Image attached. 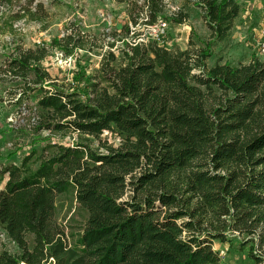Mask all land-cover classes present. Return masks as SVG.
<instances>
[{
    "label": "trees",
    "instance_id": "obj_1",
    "mask_svg": "<svg viewBox=\"0 0 264 264\" xmlns=\"http://www.w3.org/2000/svg\"><path fill=\"white\" fill-rule=\"evenodd\" d=\"M17 1L0 0V13ZM116 1L126 4L125 21L107 34L110 48L121 42L120 54L106 50L84 88L38 68L41 48L16 47L1 69L28 89L32 72L31 82L40 85L36 131L69 128L96 138L112 131L120 142H99L102 151L56 145L36 168L32 150L19 165L0 170L7 177L0 226L19 248L0 250V264L50 258L54 264H222L212 243L231 235L243 236L254 264H264V61L252 56L244 64L206 66L212 41L228 35L240 5L185 0L200 8L210 31L192 51L170 50L161 34L147 32L158 23H182L187 12L168 13L166 0ZM11 14L35 18L45 11L37 2ZM85 36L77 31L49 46L64 55L71 47L91 49ZM70 190L85 215L81 232L71 236L57 223L55 205Z\"/></svg>",
    "mask_w": 264,
    "mask_h": 264
},
{
    "label": "rangeland",
    "instance_id": "obj_2",
    "mask_svg": "<svg viewBox=\"0 0 264 264\" xmlns=\"http://www.w3.org/2000/svg\"><path fill=\"white\" fill-rule=\"evenodd\" d=\"M18 0L15 5L3 7L0 13V170L8 164H20L21 159L30 154L33 168L38 165L39 156L55 151L56 145L87 144L98 149L99 142L116 146L120 136L116 132L104 131L99 137L84 135L72 129L36 131L34 120L41 109L37 100L41 96L40 85L34 86L32 72L28 73L31 89L20 78L4 75L1 69L13 49H44V56L35 62L50 78L57 82L85 85L92 83L98 74L102 56L111 49L120 54L121 42L110 48L108 42L113 37L107 33L120 31L125 21L126 4L116 0ZM192 1V0H189ZM240 5L239 15L233 20L228 35L220 41L213 40L212 53L206 59V66L212 67L217 62H229L232 65L249 62L252 56L264 61V0H236ZM41 2L45 15L30 18H16L11 11L24 5L34 6ZM19 5V6H18ZM167 12L181 9L189 14L182 23L164 22L147 28L153 38L161 36L163 43L170 50H196L203 46L210 37V31L201 17L200 8L186 3L185 0H166ZM145 19V18H144ZM144 26V25H143ZM131 30L133 27L130 25ZM77 31L86 34L84 40L91 49H75L64 55L56 47H50L53 38L70 35L77 36ZM144 34L142 39H145ZM95 45V46H93ZM97 45V46H96ZM198 73V70H196ZM29 85V84H28ZM102 151L103 148L98 149ZM6 175L0 176V190L6 183ZM56 221L66 233L76 235L81 232L85 215L78 209L72 190L57 195ZM231 235L226 242L213 241L212 248L218 253L222 264H254L249 255L250 243L242 244L241 239ZM32 235H27L28 248H32ZM19 253L17 245L7 236L0 226V250ZM44 264H54L49 259Z\"/></svg>",
    "mask_w": 264,
    "mask_h": 264
},
{
    "label": "built area",
    "instance_id": "obj_3",
    "mask_svg": "<svg viewBox=\"0 0 264 264\" xmlns=\"http://www.w3.org/2000/svg\"><path fill=\"white\" fill-rule=\"evenodd\" d=\"M261 51L264 52V45H263ZM50 259L52 260V258H50ZM52 261H53V260H52ZM19 264H26V263H24V262H20Z\"/></svg>",
    "mask_w": 264,
    "mask_h": 264
}]
</instances>
